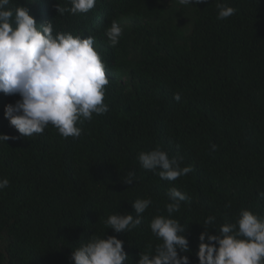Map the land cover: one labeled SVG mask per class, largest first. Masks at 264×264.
<instances>
[{
    "label": "trees",
    "instance_id": "1",
    "mask_svg": "<svg viewBox=\"0 0 264 264\" xmlns=\"http://www.w3.org/2000/svg\"><path fill=\"white\" fill-rule=\"evenodd\" d=\"M218 3L235 14L218 19ZM58 4L71 8L69 0L9 7L28 8L54 32L95 38L109 111L79 123L78 138L51 125L23 137L4 115L19 95L0 93V134L13 137L0 143V178L10 181L0 191V264H74L73 251L93 235H115L129 256L124 264H138L162 243L150 223L169 216L173 187L188 197L170 218L186 229L190 251L180 255L190 264H199L205 230L216 235L242 210L264 219V0H97L88 13L63 15ZM113 20L123 29L115 48L106 36ZM156 148L192 171L169 182L145 170L138 155ZM129 172L132 185L123 183ZM137 199L151 200L141 224L108 229L110 215L136 218Z\"/></svg>",
    "mask_w": 264,
    "mask_h": 264
},
{
    "label": "clouds",
    "instance_id": "2",
    "mask_svg": "<svg viewBox=\"0 0 264 264\" xmlns=\"http://www.w3.org/2000/svg\"><path fill=\"white\" fill-rule=\"evenodd\" d=\"M179 5H199L207 0H176ZM12 0H0V93L20 99L5 106L4 115L23 137L43 134L50 125L65 139L78 138L83 121H91L93 114L109 111L104 103L106 85L105 64L94 47L95 38H82L70 32H54L52 22L38 24L24 6L9 7ZM70 9L57 5L63 15L84 14L94 9L97 0H69ZM218 19H227L235 9L217 4ZM123 35L120 24L113 20L106 30L109 46L115 48ZM174 99L179 102L181 94ZM13 137L0 134V143ZM212 150H216L213 144ZM138 160L145 170L157 172L161 179L175 181L192 171L181 167L177 158H169L166 151L156 148L140 152ZM135 173L129 172L123 183L132 185ZM7 178H0V191L9 186ZM168 217L158 215L150 223L152 233L162 241L154 253H141L138 264H190L189 241L186 229L177 219L185 193L175 187L169 190ZM150 199H137L132 203L133 215H110L106 224L115 233H128L141 224L142 214L149 208ZM215 221L208 217L206 224ZM207 238V242L205 239ZM197 252L199 264H264V219L251 211L242 210L235 223L223 224L216 235L204 231L199 237ZM123 241L115 235L105 238L91 236L72 253L74 264H124L128 253Z\"/></svg>",
    "mask_w": 264,
    "mask_h": 264
},
{
    "label": "bare ground",
    "instance_id": "3",
    "mask_svg": "<svg viewBox=\"0 0 264 264\" xmlns=\"http://www.w3.org/2000/svg\"><path fill=\"white\" fill-rule=\"evenodd\" d=\"M91 17V16H90ZM60 30V29H59ZM86 35V34H85ZM88 35V34H87ZM84 37V36H83Z\"/></svg>",
    "mask_w": 264,
    "mask_h": 264
}]
</instances>
